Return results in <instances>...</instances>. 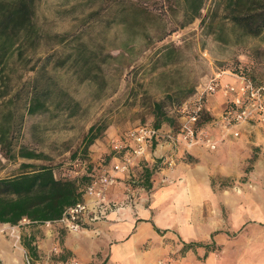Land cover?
<instances>
[{"label":"rangeland","instance_id":"374dc122","mask_svg":"<svg viewBox=\"0 0 264 264\" xmlns=\"http://www.w3.org/2000/svg\"><path fill=\"white\" fill-rule=\"evenodd\" d=\"M218 1L201 0L197 12L189 13L184 0H30L32 42L20 50L14 44L13 52L4 54L0 63L4 66L0 81L5 83L0 84V120L6 121L11 113L14 140L42 156L11 159L0 150V176L15 171L18 161L25 160L49 164L56 176L75 179L80 185L84 173L108 169L112 156H120L112 143L119 139L129 144L123 139L127 129L154 126L158 121L161 133L175 132L187 107L214 73H220L221 81L231 80L232 72L243 73L264 85V26L250 33L235 28ZM45 88L46 108L25 112L28 91ZM219 93L203 96V104ZM208 111L204 107L199 124L215 117L219 133L220 112L212 116ZM90 125L96 137L83 150L82 137ZM259 131L264 135V127ZM156 138L157 144L163 136ZM177 144L162 146L164 152L153 160L135 163L123 181L124 196L114 201L126 206L131 204L126 195L139 197L145 167L152 170L150 187L155 177L165 180L159 170L173 167L177 158L190 157L178 154ZM217 145L214 149L199 146L213 151ZM169 158L171 164L165 161ZM252 167L250 158L238 167L230 179L234 189ZM212 179L228 183L211 175V186ZM247 184L253 188V183ZM52 224L21 219L13 224L17 237L3 228L0 238L9 241L15 255L9 261L0 257V264H27L25 257L28 264H57L74 258L52 243L39 256L30 257L22 242L34 245L38 232ZM59 224L57 228H66Z\"/></svg>","mask_w":264,"mask_h":264},{"label":"crops","instance_id":"0c3cea01","mask_svg":"<svg viewBox=\"0 0 264 264\" xmlns=\"http://www.w3.org/2000/svg\"><path fill=\"white\" fill-rule=\"evenodd\" d=\"M225 99L219 93L204 107L214 116ZM214 122L212 117L199 126L217 138ZM260 127L253 122L238 125V135L227 133L229 138L219 140L213 151L178 143V154L190 157L177 158L173 167L159 170L165 180L160 182L154 176L152 187L151 182L147 186L143 181L139 197L130 205L107 211L97 219L87 214L76 231L59 229L57 222L44 228L32 240L35 257L52 243L80 264H149L156 260L164 264H264V135ZM169 144L162 139L152 150L148 148V159L163 153L162 146ZM117 158L112 156V163ZM249 158L252 170L234 189L230 179ZM140 162L136 159L127 171L115 172L108 198L124 196L123 181ZM211 175L228 179V183L212 179L211 186ZM13 255L9 241L0 238L2 260L9 261Z\"/></svg>","mask_w":264,"mask_h":264},{"label":"trees","instance_id":"16d2710c","mask_svg":"<svg viewBox=\"0 0 264 264\" xmlns=\"http://www.w3.org/2000/svg\"><path fill=\"white\" fill-rule=\"evenodd\" d=\"M184 2L188 12L195 13L200 7L201 0H184ZM217 4H221V9L230 17L235 28L243 29L245 33L257 32L264 26V0H219ZM29 14L30 0H0V63L3 62L4 54L13 52L11 48L14 44L17 46L15 50H20L24 44L32 42L33 24L28 18ZM218 29L222 34V25ZM1 65L0 70L4 68ZM0 84L5 83L1 80ZM46 98V88L40 91L34 89L28 91L23 103L25 112L34 113L44 110ZM154 106L159 107V103L155 102ZM199 116L197 124L200 121ZM12 118L10 113L6 121L0 120L1 153L11 159L40 158L42 153L14 140L15 122ZM154 126H158V121ZM92 130L93 126L90 125L82 137L83 150L96 137V133ZM155 144V140H152L149 148L152 149ZM123 148L129 149L130 145L126 144ZM90 172L97 173L93 170ZM151 172V169L145 167L141 173L147 185ZM88 178V173H84V180L79 185L75 179L56 176L49 164L18 161L15 171L0 176V222L15 224L22 218L28 222L56 219L68 205L83 199L82 187ZM22 244L30 257L35 258L33 245H30L28 240L23 241ZM214 246L212 241V247Z\"/></svg>","mask_w":264,"mask_h":264},{"label":"built area","instance_id":"2783aa9c","mask_svg":"<svg viewBox=\"0 0 264 264\" xmlns=\"http://www.w3.org/2000/svg\"><path fill=\"white\" fill-rule=\"evenodd\" d=\"M232 74V79L226 81H221L219 72L208 78L198 91L194 102L187 107L185 117L175 132L161 133L158 127L152 125H137L127 129L123 134V139L129 141L130 148L123 151V146L126 143H122V140L119 139L114 141L112 143L113 151L120 153V156L111 164L109 170L102 168L97 173H88L89 178L82 187L83 199L68 205L58 218L44 222H59L68 230L76 231L81 228L83 216L89 214L92 219H97L105 216L107 211L123 207L107 196L108 187L115 182V172L127 171L136 159L148 160L147 149L151 141L157 139L158 135L163 136V139L168 140L170 144L181 143L185 148L199 144L207 149H214L217 141L224 138L227 133L237 136L236 128L242 123H259L264 127V85L255 84L243 73L232 72ZM214 91H219L226 97L217 120L219 125L217 139L212 138L204 128L197 124L198 116L204 110L202 97ZM165 161L168 164L172 162L170 158ZM126 196L131 202L132 196ZM22 219L24 220V218ZM3 228H8L10 234L17 237L14 234L13 224H0V231ZM53 250L56 248L53 247ZM25 261L27 264L29 263L28 257H25ZM57 264H79V262L75 258H70L58 260ZM149 264H164V262L156 260Z\"/></svg>","mask_w":264,"mask_h":264}]
</instances>
